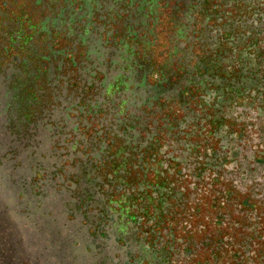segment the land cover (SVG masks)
<instances>
[{
    "label": "flooded vegetation",
    "instance_id": "1",
    "mask_svg": "<svg viewBox=\"0 0 264 264\" xmlns=\"http://www.w3.org/2000/svg\"><path fill=\"white\" fill-rule=\"evenodd\" d=\"M0 264H264V0H0Z\"/></svg>",
    "mask_w": 264,
    "mask_h": 264
}]
</instances>
